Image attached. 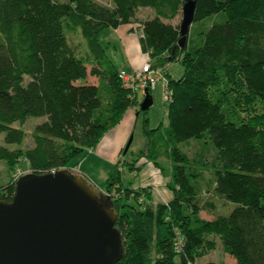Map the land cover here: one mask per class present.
<instances>
[{"label": "trees", "instance_id": "obj_1", "mask_svg": "<svg viewBox=\"0 0 264 264\" xmlns=\"http://www.w3.org/2000/svg\"><path fill=\"white\" fill-rule=\"evenodd\" d=\"M186 1L0 0V164L9 176L0 200L14 196L12 176L20 162L39 175L69 167L138 108L142 98L122 82L99 37L107 28L131 25L145 10L151 16L136 27L142 53L153 67L171 59L183 68L176 80L164 72L172 95L167 108L172 141L210 139L218 165L209 190L235 207L224 215L203 201L193 184L202 173L188 171V159L176 147L167 153L172 165L165 204L152 205L148 187L124 188L118 161L102 195L118 214L123 256L116 264H196L218 243L234 264H264V0H196L192 24L202 25L196 39L190 27L180 51L179 25L171 22ZM64 29L80 30L88 50L84 57ZM89 77L95 81L89 83ZM29 118H45L33 130V146L8 149L25 138L14 124L23 126ZM143 123L146 128V118ZM142 157L123 166L136 170Z\"/></svg>", "mask_w": 264, "mask_h": 264}, {"label": "water", "instance_id": "obj_2", "mask_svg": "<svg viewBox=\"0 0 264 264\" xmlns=\"http://www.w3.org/2000/svg\"><path fill=\"white\" fill-rule=\"evenodd\" d=\"M195 7L196 0H187L181 8L180 51ZM152 103L146 92L139 112ZM131 143L132 136L123 156ZM117 217L109 199L82 175L67 169L22 175L11 201L0 200V264H116L123 256Z\"/></svg>", "mask_w": 264, "mask_h": 264}, {"label": "rangeland", "instance_id": "obj_3", "mask_svg": "<svg viewBox=\"0 0 264 264\" xmlns=\"http://www.w3.org/2000/svg\"><path fill=\"white\" fill-rule=\"evenodd\" d=\"M58 2L65 3L69 0H57ZM101 4H108V0H96ZM151 16L150 12L141 10L138 12L135 21L131 25L120 26L118 30L107 28L100 34L99 40L104 49L106 59L116 70L124 71L128 74L132 73V68L140 69L145 63H152L150 56L144 54L141 51L139 45V39L141 38V32L136 31L137 25ZM181 21V13L171 23L173 25H179ZM201 24H192L191 36L192 39H196V28H201ZM130 29L132 32L130 33ZM64 34L75 52L81 56H85V51L88 52L86 43L81 36L80 30L76 32L71 31L68 33L64 29ZM160 70H164L168 73L171 80L179 79L183 74V68L180 62L165 63L164 66L159 67ZM95 79L89 77L88 82H94ZM84 81H80L79 84H83ZM138 93V92H137ZM162 83H158L151 91L152 106L146 111V114H139L138 108L132 109L135 113L138 112V116L130 126L128 137L132 136L131 146L125 156L122 155L123 149L120 153V158L116 160V164L119 161L118 169L120 171V178L122 186L124 188L138 189L142 187H150L153 190L151 204L166 203L170 198L169 192L166 190L165 182L169 179H165L166 175H170L171 159L168 156V152L171 148L176 147L182 154H184L188 163L186 165L187 170L197 169L202 173L201 178L193 183L198 194L202 195L203 201H211L215 206V212L227 215L233 208L234 204L229 203L228 206L219 198L212 195L211 189L214 180L213 170L217 167V150L213 147L211 141L207 136L202 140H187L178 144H174L170 136L169 122L167 115L168 104L162 99ZM142 95L138 93L140 99ZM145 97V96H144ZM142 97V101L144 99ZM141 101V102H142ZM140 102V103H141ZM140 105V104H139ZM257 111L261 110V105L257 103ZM147 119V126L144 128V119ZM45 118H29L23 126L14 124V127L20 128L25 133V138L21 145H8V149H20L26 150L33 146L32 134L35 126L44 122ZM148 132L149 134H146ZM4 134H0V146L4 145ZM104 138V137H103ZM102 138V139H103ZM125 142V145H126ZM125 147V146H124ZM92 150L85 151L82 156L77 157L72 161L69 167L65 169L71 171L74 175H83L88 179L90 183L105 196V182L111 176L114 171L115 163L107 155L101 156ZM144 157L140 158L137 162L138 170H127L123 163H133L135 159H138L140 154ZM149 154V155H148ZM149 156V157H147ZM158 163L159 168L153 165L151 160ZM143 164V165H142ZM216 164V165H215ZM215 165V167H214ZM23 173V175L29 173L28 167L22 162L17 166ZM15 169V170H16ZM4 163L0 164V186L8 183V171ZM79 173V174H78ZM9 177V176H8ZM165 186L163 187V185ZM148 187V188H149ZM165 189H162V188ZM112 195H115L112 191ZM129 204L136 205L134 199L129 201ZM209 213L202 212L200 216L202 218H210ZM211 262L214 264H234V260L228 256L222 254L220 243H218L216 249L209 255L197 260L196 264H205Z\"/></svg>", "mask_w": 264, "mask_h": 264}, {"label": "built area", "instance_id": "obj_4", "mask_svg": "<svg viewBox=\"0 0 264 264\" xmlns=\"http://www.w3.org/2000/svg\"><path fill=\"white\" fill-rule=\"evenodd\" d=\"M164 72V70L153 67L152 64L148 62L143 64L140 69L134 70L131 74L120 71L119 77L122 82L127 85L132 93L137 97L138 93H140L142 97H144L146 92L152 91L153 89H155L158 83H162V99L165 103L168 104L171 102L172 95L170 90L168 89V82ZM63 169L65 168H62L60 170ZM57 171L59 170H52L49 174H55ZM22 175V171L20 169H16L12 176L13 181L16 182ZM178 246H180V242L178 243Z\"/></svg>", "mask_w": 264, "mask_h": 264}, {"label": "crops", "instance_id": "obj_5", "mask_svg": "<svg viewBox=\"0 0 264 264\" xmlns=\"http://www.w3.org/2000/svg\"><path fill=\"white\" fill-rule=\"evenodd\" d=\"M118 28L114 29V30H118ZM129 32L131 33L132 30L130 29ZM134 70H137V69L132 68V72ZM136 117L137 116H136V113L134 111H132V110L127 111L124 114V117L121 120V122L114 129H112L108 133H106L104 138L98 144V146L95 149H93L91 152L95 151L97 154L104 156V157L107 155L109 158L112 159V162L116 164V160H118L120 158V153L125 146V142L127 140L126 138L128 137V134H129L130 126L135 121ZM136 169L137 170L139 169L137 164H136ZM79 175H81V174H79ZM164 177H166L165 178L166 180L169 179V175H166ZM166 183L167 182H165V184ZM165 184L163 185V187L165 186ZM162 189H165V188H162Z\"/></svg>", "mask_w": 264, "mask_h": 264}]
</instances>
